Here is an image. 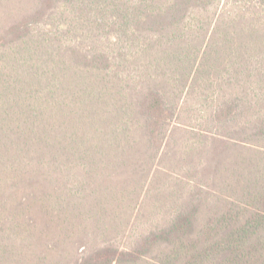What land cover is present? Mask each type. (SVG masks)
<instances>
[{
  "label": "trees",
  "instance_id": "obj_1",
  "mask_svg": "<svg viewBox=\"0 0 264 264\" xmlns=\"http://www.w3.org/2000/svg\"><path fill=\"white\" fill-rule=\"evenodd\" d=\"M190 87L219 92V209L199 223L205 198L187 208L203 194L188 192L165 225L127 236L168 138L196 130L177 121ZM9 258L264 264V0H0Z\"/></svg>",
  "mask_w": 264,
  "mask_h": 264
},
{
  "label": "rangeland",
  "instance_id": "obj_2",
  "mask_svg": "<svg viewBox=\"0 0 264 264\" xmlns=\"http://www.w3.org/2000/svg\"><path fill=\"white\" fill-rule=\"evenodd\" d=\"M213 89L186 88L182 98L175 100V104L179 106L177 121L188 124L196 130L193 133L175 131L168 138V144L159 154L160 159L151 176V182L146 183V187L143 188L140 206L134 213L127 236L135 237L138 232H143L156 224L165 225L173 214L184 207V202L188 201V192L203 194L198 195L196 197L198 199L189 201L187 208H192L199 199L205 198L204 205H200L199 223L203 221L202 218L208 211L205 210L206 207L219 209L217 204L221 179L219 175L217 176L216 163L209 160L210 153L215 157L212 136L217 129L214 127L216 124L209 122L206 118L212 111L213 104L217 105L219 102L216 103L219 92H213ZM213 94H215V100L211 99ZM199 128L209 131L204 132ZM187 141L189 145H185L184 148L183 145ZM130 243L128 238L121 244L128 246ZM0 264L21 263L9 258L0 261Z\"/></svg>",
  "mask_w": 264,
  "mask_h": 264
}]
</instances>
